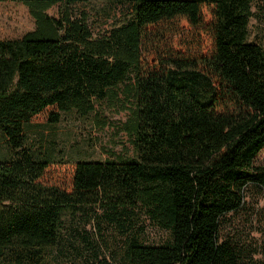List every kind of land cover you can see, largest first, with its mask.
Segmentation results:
<instances>
[{
    "label": "trees",
    "instance_id": "16d2710c",
    "mask_svg": "<svg viewBox=\"0 0 264 264\" xmlns=\"http://www.w3.org/2000/svg\"><path fill=\"white\" fill-rule=\"evenodd\" d=\"M20 2L35 29L0 39V252L53 247L62 216L105 204L124 234L121 264H264L219 237L223 216L252 184L264 190V47L248 41L255 0H103L127 22L94 38L68 6L93 0ZM62 5L59 17L46 11ZM133 79L136 158L78 161L70 190L40 182L51 164L26 147L24 129L49 108L86 115ZM168 233L147 245L136 213ZM130 232V233H129ZM95 264H114L106 258Z\"/></svg>",
    "mask_w": 264,
    "mask_h": 264
},
{
    "label": "rangeland",
    "instance_id": "374dc122",
    "mask_svg": "<svg viewBox=\"0 0 264 264\" xmlns=\"http://www.w3.org/2000/svg\"><path fill=\"white\" fill-rule=\"evenodd\" d=\"M62 5L46 14L59 17ZM73 18L82 19L92 36L98 38L127 22L130 9L109 1L93 0L68 6ZM248 24V41L264 47V0H255ZM35 29L28 8L20 2H0V39H19ZM133 79L118 84L105 99L94 102V110L80 115L75 110L58 112L59 121H47L49 108L32 118L25 127L26 147L35 157L51 161L40 182L70 190L73 171L78 161L129 160L136 158L132 145ZM5 141L0 136V160L8 157ZM255 166L264 165V148L254 159ZM240 206L222 217L219 237L240 252L243 260L264 261V190L252 184L241 193ZM105 204L91 205L62 216L57 243L28 254L21 249L0 252V264H95L106 258L121 264L122 229L110 219ZM131 231L147 245H162L168 233L138 212ZM130 233V232H129Z\"/></svg>",
    "mask_w": 264,
    "mask_h": 264
}]
</instances>
